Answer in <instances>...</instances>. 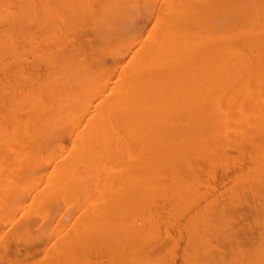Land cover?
<instances>
[{
  "label": "bare ground",
  "instance_id": "6f19581e",
  "mask_svg": "<svg viewBox=\"0 0 264 264\" xmlns=\"http://www.w3.org/2000/svg\"><path fill=\"white\" fill-rule=\"evenodd\" d=\"M0 222V264H264V0H0Z\"/></svg>",
  "mask_w": 264,
  "mask_h": 264
},
{
  "label": "rangeland",
  "instance_id": "374dc122",
  "mask_svg": "<svg viewBox=\"0 0 264 264\" xmlns=\"http://www.w3.org/2000/svg\"><path fill=\"white\" fill-rule=\"evenodd\" d=\"M233 153H235V152L233 151ZM233 155H234V154H233ZM235 156H236V154H235ZM230 164H231V163H230ZM221 166H223V164H221ZM219 167H220V166H219ZM219 167H218V168H219ZM220 170H222V167L220 168ZM218 172H219V171H218ZM231 172H233V171H231ZM231 172H230V173H231ZM220 173H221L220 176H218L219 179H220L221 175H227V174H222L221 171H220ZM230 173H229V175H230V178H231V177L233 176L234 173H231L232 176H231ZM7 175H8V174H7ZM12 175H13V174H12ZM12 175H11V176H12ZM217 175H219V173H218ZM217 175H216V176H217ZM229 175H228V177H229ZM13 176H14V175H13ZM5 177H6V176H5ZM5 177H4V178H5ZM228 177L225 176V178H224V176H222V178H221V179L224 178L225 180H226V178H227V181H226V182H225L224 179H223L224 181L222 180L224 185H223V184L220 185V188H221V189H223V188L225 189V190H224L225 192L222 190V192H223L224 194H226V192L228 191V190H227V187H226L227 184H229V183H227L228 180L231 181V182L233 181V180H231V179L228 178ZM6 178H8L7 181H9V179H10L9 176L6 177ZM11 178H13V177H11ZM202 178H203V180H204V176H203ZM202 178H201V180H202ZM208 178H210V177L208 176L207 179H208ZM205 179H206V177H205ZM217 179H218V178H217ZM219 179H218V180H219ZM4 180H5V179H4ZM203 180H202V182H203ZM212 180H213V183H212ZM215 180H216V178H215ZM207 181H208V180H207ZM219 181H220V180H219ZM219 181H216L217 184H218ZM222 181H220V182L222 183ZM210 182H211V184H212L211 187H212L213 185H215V181H214V179H211V178L209 179V182H206L205 184H206L207 186L210 187ZM231 182H230V183H231ZM207 183H208V184H207ZM225 183H226V185H225ZM230 185H231V184H230ZM230 185H228V186H230ZM203 186H204V183H203L202 186L200 185V187H202V188H203ZM215 186H216L215 188H218L219 184H218V186H217V185H215ZM221 186H222V187H221ZM200 187H199V188H200ZM204 189H205V188H204ZM204 189H203L202 191H205L207 188H206L205 190H204ZM210 189H211V188H210ZM218 189H219V188H218ZM208 190H209V189H208ZM216 190H217V189H216ZM219 190H220V189H219ZM226 190H227V191H226ZM211 191H212V189H211ZM211 191H210V192H211ZM222 192H219V193H218L217 191H213V192H211V193H216L217 195H220V196H221V193H222ZM211 193H210V194H211ZM26 201H28V202H26V203L28 204V203H29V199H27ZM179 205L181 206V204H179ZM237 206H238V205H237ZM182 207H183V206H182ZM240 207H241V206H239V207H235V211H236V208L238 209V210L236 211L237 213L235 212V213H236V214H235V217H236V221H237V223L240 224V222H241V226H244V228L242 227V229H241V227H238V226H240V225L237 224V223H236L237 225L235 224L237 227H236V226H235V227L237 228V235H238V238H239V244H242V246H244V245L246 246V245H249L248 243H250L252 240H258V238L255 237L256 234H255V232H254V231H255V227H254V226H256V225H255L254 221L252 222V224H254V225H253V229L251 228V227H252V226H251V225H252V224H251V220H254V219L252 218V217H253L252 212L250 211L249 214H251V215L249 216V214H248L249 211H246V210H245L246 213L248 214V217H247V215H246V216L243 217V218H244V219L246 218L245 222H248L249 220H250V221H249V223H247V225H246V223H244V221H243L244 225H242V224H243V223H242V219H240L239 216L237 215L238 212H241L240 209H239ZM177 208H178V209H176L175 211L179 212V211H178V210H179V206H178ZM180 208H181V207H180ZM185 208H186V209H184L183 214H181L182 209L180 210V213H178V214H179V215H183V217H184V216H186V214H187L188 211H189V212H188V214H189V213H190V210L193 211V212L191 211L192 213H194L196 210H198V208L195 209L196 207H195V208H194V207H191V208H190L189 206H186ZM241 208H243V206H242ZM187 209H188V210H187ZM244 209H246V206H245V208L242 209V211H243ZM50 212H51V211H50ZM52 212H53V211H52ZM19 213H20V212H18V214H16V215H17V218H15L16 220L14 221V224H17L19 221L22 222L23 219L26 220V219H29L30 217H35V220H36V218L38 219V220H36V221H38V222H37L38 224L35 223V222H33V223H35V225H36V228H37V229H35V230H36L37 233H38L37 230H38V228H39L41 222L44 221V222H43V225H44V226H45L46 224H47L48 226H51V225H52L51 227H48L49 230L53 229V231H51L52 234H53V235L51 234V239H53L54 236L56 237V234H57V232L59 231V229H58V231H57V229H55V228H56V225H57V223H55V219H53V220H54V221H53L54 223L51 221V224H50V222L48 221L49 223L44 224V223H45V220H47V218H46V219H40V217H39V216L36 217V213H34V212H32V211H29V212H23V213H20V214H19ZM192 213H190V214L192 215ZM27 214H28V215H27ZM52 214H54V213H52ZM178 214H177V215H178ZM184 214H185V215H184ZM188 214H187V215H188ZM16 215H15V216H16ZM18 215H19V216H18ZM24 215H25V216H24ZM26 215H27V216H26ZM50 215H51V214H50ZM191 215H190V216H191ZM8 216H9V214H8ZM22 216H24V217H22ZM38 217H39V218H38ZM183 217H182V219H183V221H184L185 219H184ZM8 218H9V217H8ZM54 218H55V217H54ZM68 218H69V217L67 216V217H65V220L62 221V223H64L63 226L67 227V228H66V230H67V235L70 234V232L73 233V231H71V229H70V228H71V226H70V222H72V220H71L72 218H69L70 221L68 220ZM185 218H186V217H185ZM187 218H188V217H187ZM33 219H34V218H33ZM66 219H67V220H66ZM182 219L177 220V222L182 221ZM244 219H243V220H244ZM7 220H9V219H7ZM238 220H240V221L238 222ZM64 221H67V223L64 222ZM174 222H176V221L174 220ZM19 223H20V222H19ZM52 223H53V224H52ZM62 223H60V224H62ZM65 223L68 224L69 226H67ZM49 224H50V225H49ZM60 224H59V225H60ZM248 224L250 225V229H251V231H252V233L250 232V234H253V235H254V236L252 235L253 237H252L251 235L247 237V235H249L247 232L250 231V229L247 230V228H246V226H249ZM2 225H3V227H2ZM33 225H34V224H33ZM35 225H34V226H35ZM37 225H38V226H37ZM53 225H54V226H53ZM6 226H8V227H6ZM194 226H195V225H194ZM194 226H192V228H193ZM197 226H198V224H197ZM0 227H1V228H0V241L2 242V239H5L4 237H6V240H4V241H8V240L10 239V235L8 234V231H10V229L12 228V226H11V225H10V226H9V225H5V224H2V222H0ZM16 227L18 228V225H16V226L13 227V228L15 229ZM57 227H58V226H57ZM59 227H60V226H59ZM257 227H258V226H256V228H257ZM5 228H6V229H5ZM13 228H12V230H13ZM32 228L34 229V227H32ZM46 228H47V227H46ZM46 228H45V230H46ZM238 228H239V229H238ZM245 228H246V229H245ZM43 229H44V228H43ZM160 229H161V227H160ZM196 229H197V228H196ZM243 229H244V230H243ZM258 229H260V228H258ZM3 230H4V231H3ZM12 230H11V231H12ZM55 230H56V231H55ZM162 230H163V229H162ZM173 230H174V229L171 228V231H172V232H171L170 229H169V233H170L171 236H168V237L171 238V237H175V236L178 235V232L176 231V232H177V234H176L175 231H173ZM242 230H243V231H242ZM11 231H10V232H11ZM164 231H165V230H164ZM239 231H241V233L244 232V233H245V234H244L245 236H244L243 234L240 233V234H241V237H240L239 234H238ZM258 231H259V230H258ZM27 232H28V234H29V232H31V233L29 234L30 236H31V234H33V235L36 234L35 231L32 232V229H31L30 225H29V228L27 229L26 233H27ZM183 232H184V231H183ZM183 232H182V235H181V236H180V235L177 236L178 238L175 237V238L172 239V241L175 242V243H174V245L172 246L173 248L170 247L172 250H171V254H170V256H168V258H169V257H170V258H171V257L174 258V259H173V260H174V261H173V264H176L177 262L181 261V260H179L181 257H180V254H179V253L177 254V249H179V251H180L181 249L179 248V246L181 247V246L184 244L183 242H182L183 244L180 243V241H184V240H186V239L183 240V238H184V236H183ZM1 233H2V234H1ZM24 233H25V231H24ZM24 233L22 232V233H21V236H23L24 239H27L29 235H26V236H27V237H26L25 235H23ZM164 233H165V232L162 231V233L160 234V237H161L162 242L166 241L165 239L169 240L168 237H167V238H166V237H163ZM54 234H55V235H54ZM174 234H175V236H174ZM258 234H259V233H258ZM36 235H37V234H36ZM242 235H243V236H242ZM52 236H53V237H52ZM165 236H166V235H165ZM235 236H236V234H235ZM256 236H257V235H256ZM33 237H34V236H33ZM33 237H31V240L34 239ZM185 237H186V234H185ZM243 237H244V239H243ZM249 237H250V238H249ZM251 237H252V238H251ZM257 237H259V235H258ZM180 238H181V240H180ZM212 238H213V239H212ZM212 238H211L212 242L214 241V243H216V242L219 241V246H221V243H222V236H221L220 239L218 238L217 241H215L216 238H214L213 236H212ZM245 238H246V239H245ZM247 238H248V240H247ZM12 239H13V238H12ZM12 239H11V240H12ZM28 239H29V238H28ZM28 239H27V240H28ZM214 239H215V240H214ZM11 240L8 241V244H10V246H13L12 244H14V243H12ZM13 240H14V239H13ZM174 240H176V241H174ZM220 240H221V241H220ZM170 241H171V240H170ZM170 241H169V243H168V241H166L165 246H166L167 244L169 245V244L172 242V241H171V242H170ZM240 241H241V242H240ZM2 244H3V242H2ZM2 244H1V246H2ZM21 245H22V244H21ZM163 245H164V243H163ZM175 245H176V247H174ZM184 246H185V245H184ZM166 247H167V246H166ZM168 247H169V246H168ZM163 248H164V247H163ZM1 249H2V248H1ZM165 249H166V248H165ZM174 249H175V250H174ZM2 250H3V249H2ZM167 250H169V249L167 248ZM173 250H174V254H173L174 256L172 255V251H173ZM161 251H162V252H165V250L163 251L162 249H161ZM21 252H23V249H21L20 253H19L17 256H19V255H21V254H24V252H23V253H21ZM34 252H35V251H34ZM34 252H33V253H34ZM181 252H182V250H181ZM12 253H13V252H12ZM25 253H26V251H25ZM178 256H179V257H178ZM20 257H21V256H20ZM168 258L166 257L165 262H168V261L170 260V258H169V259H168ZM177 258H178V260H177ZM167 259H168V261H167ZM171 259H172V258H171ZM162 263H164V261H163ZM170 263H171V262H170ZM165 264H166V263H165ZM167 264H168V263H167ZM177 264H178V263H177ZM180 264H184V263L181 262Z\"/></svg>",
  "mask_w": 264,
  "mask_h": 264
}]
</instances>
